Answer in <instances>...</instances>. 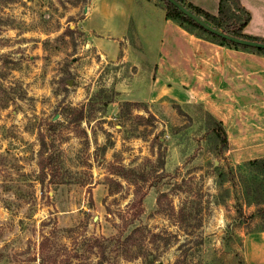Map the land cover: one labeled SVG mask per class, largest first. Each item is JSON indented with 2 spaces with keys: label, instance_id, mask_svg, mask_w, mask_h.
I'll return each instance as SVG.
<instances>
[{
  "label": "rangeland",
  "instance_id": "1",
  "mask_svg": "<svg viewBox=\"0 0 264 264\" xmlns=\"http://www.w3.org/2000/svg\"><path fill=\"white\" fill-rule=\"evenodd\" d=\"M225 1L264 35V0ZM91 3L0 0V264H264V50L137 0L112 55Z\"/></svg>",
  "mask_w": 264,
  "mask_h": 264
},
{
  "label": "crops",
  "instance_id": "2",
  "mask_svg": "<svg viewBox=\"0 0 264 264\" xmlns=\"http://www.w3.org/2000/svg\"><path fill=\"white\" fill-rule=\"evenodd\" d=\"M219 1L205 0L199 6L213 12L218 9ZM137 5V0H92L84 28L90 35L93 32L100 35L96 38L93 36L92 39L96 44L106 43V47L109 46L111 50L109 54L114 55L120 51L122 41L140 47L136 29L137 11H139ZM247 26L244 32L249 34L245 31ZM252 35L264 37L262 34Z\"/></svg>",
  "mask_w": 264,
  "mask_h": 264
},
{
  "label": "trees",
  "instance_id": "3",
  "mask_svg": "<svg viewBox=\"0 0 264 264\" xmlns=\"http://www.w3.org/2000/svg\"><path fill=\"white\" fill-rule=\"evenodd\" d=\"M162 1H164L165 5H166V16L167 17L172 18V19H178L181 22H184V23L186 22V23H189L193 26L204 29L197 22H195L192 18L183 14V12H181V10H179L174 4H172L168 0H162ZM178 1L181 2L182 4H184L185 6H187L190 10L195 12L197 15L202 17L204 20H206L208 23H210L214 27H216V28L228 33V34H232V35H235V36H238L241 38L258 40V41L264 42V37L253 36V35H249V34L244 32V29L250 20V13L242 4H241V6L244 7V9H246V11H247V16L240 22V24L237 27H231L230 28V25L227 23H224V20H222L220 18V16H226L227 17V14H228L225 0L219 1V7H218V13L219 14L218 15H215V14L209 12L208 10H205L201 6L195 5L192 2H188L186 0H178ZM205 31H207V30H205ZM207 32H209V31H207ZM220 38H221L223 43H233V42H231L227 39H224L222 37H220ZM234 44H236V43H234ZM260 50H264V49H260ZM134 103L137 104V102H134ZM77 115H78L79 119L84 118L83 108H81L78 111ZM217 135L220 138V142H221L222 146L226 147L228 145L229 140H228V137H227L225 130L220 125L217 127ZM249 163L250 164H258V163L264 164V158L254 159V160L249 161ZM117 172L119 174L127 177V178H131L133 180L134 184L137 186V188H139V185H140L139 182L141 180H145L144 176L138 175L134 170L126 169L124 166H118ZM139 191L140 190L138 189V196L134 200V202L132 203L133 207L136 209L135 213H134L135 216H139L143 210L144 194H140ZM113 238H115V237H113ZM88 240H89V242H91V245L92 244H94V245L99 244L100 245V243H102L101 239L98 237H95V238L91 237V238H88ZM42 246H44V244Z\"/></svg>",
  "mask_w": 264,
  "mask_h": 264
},
{
  "label": "water",
  "instance_id": "4",
  "mask_svg": "<svg viewBox=\"0 0 264 264\" xmlns=\"http://www.w3.org/2000/svg\"><path fill=\"white\" fill-rule=\"evenodd\" d=\"M172 4H174L183 14L187 15L188 17L192 18L195 22H197L201 27H203L205 30L218 35L224 39H227L231 42L237 43V44H242L246 46H251L255 47L258 49H264V42L258 41V40H252V39H246V38H241L232 34H228L210 23H208L206 20H204L202 17L197 15L195 12L190 10L187 6L179 2L178 0H168Z\"/></svg>",
  "mask_w": 264,
  "mask_h": 264
}]
</instances>
